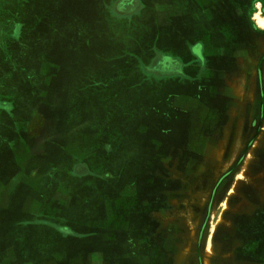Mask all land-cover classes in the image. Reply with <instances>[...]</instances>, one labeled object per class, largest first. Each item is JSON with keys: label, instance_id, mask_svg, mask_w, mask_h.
Returning <instances> with one entry per match:
<instances>
[{"label": "rangeland", "instance_id": "obj_1", "mask_svg": "<svg viewBox=\"0 0 264 264\" xmlns=\"http://www.w3.org/2000/svg\"><path fill=\"white\" fill-rule=\"evenodd\" d=\"M36 2L0 0V111L47 147L21 168L0 132V176L22 188L0 201V264H264V0L218 10L237 11L253 69L228 100L150 77L123 22L44 19ZM170 31L176 72L189 30ZM188 97L193 117L174 106Z\"/></svg>", "mask_w": 264, "mask_h": 264}, {"label": "crops", "instance_id": "obj_2", "mask_svg": "<svg viewBox=\"0 0 264 264\" xmlns=\"http://www.w3.org/2000/svg\"><path fill=\"white\" fill-rule=\"evenodd\" d=\"M210 1L171 0L166 3L164 0H37L36 8L41 10V16L44 19L45 13L46 18L51 17L53 21H55V16L62 13L66 19L70 20L67 22L68 24H73L78 15L81 17L78 18L80 22H90L87 17L89 13H92L93 21L103 20L106 23L116 22V24L123 22L125 27L121 26L118 31L123 30L121 32L126 38L127 46L133 45L140 48L146 62L143 67L150 77H154L157 81L165 84H179L178 88L186 87L189 84H205L207 81L206 84L216 85V87H209L212 89L211 94H213L214 99L221 97L228 100L231 96L242 98L240 84H251V81L246 82L245 74L253 72L251 65L247 64L249 62L246 60L247 54L243 48L247 40L245 32L240 27L237 11L233 13V15L235 14L233 18L218 11L224 7L233 8L232 5L228 3L225 5L224 0ZM134 4L139 6L133 9ZM101 6H103L104 11L101 10ZM111 13L113 17L117 16V19L113 18ZM118 17L119 19L121 17L126 19L120 21ZM115 29L117 30V28ZM170 30H176L178 37H181L185 30H189V32L184 33L186 37L190 38L189 40L186 38L184 41L187 45L188 54L177 55L173 59L178 66L176 72L168 70L169 66L165 60L170 57L166 53L162 54L159 50L160 47H158L167 37H171L172 32ZM151 34H153L152 38H147ZM189 51H192V54H189ZM258 60L260 61V58ZM255 61L254 59L253 63ZM252 83L257 84L256 81ZM258 84H261L260 80ZM215 88L217 90L219 88V90H213ZM193 101L195 100L192 98H184L174 106L187 110L193 117L198 111L197 102L192 104ZM238 104L240 106L239 101ZM215 105L217 106V104ZM215 105L213 107L217 111ZM16 116L0 111V126L4 128V132H0L15 135L8 139L6 152L14 158L13 160L21 168L27 167L30 162H44L47 147L44 144L39 145L37 136L17 127L15 124ZM34 119L35 116L32 115L27 121ZM169 119L173 120L171 123L175 120V118H167V120ZM156 131L158 134L155 136L165 135L159 129ZM45 138L44 141L42 140L43 143H46L48 135ZM5 149V145L0 140V162L5 159ZM76 160H78L77 157ZM80 162H75V164ZM17 176L9 184L3 181L0 176V201H14L15 194L19 188L22 189L21 183H16ZM17 194L19 195V193Z\"/></svg>", "mask_w": 264, "mask_h": 264}, {"label": "flooded vegetation", "instance_id": "obj_3", "mask_svg": "<svg viewBox=\"0 0 264 264\" xmlns=\"http://www.w3.org/2000/svg\"><path fill=\"white\" fill-rule=\"evenodd\" d=\"M133 7H134L133 9H135V8H136L135 4L133 5ZM135 11H136V10H135Z\"/></svg>", "mask_w": 264, "mask_h": 264}]
</instances>
